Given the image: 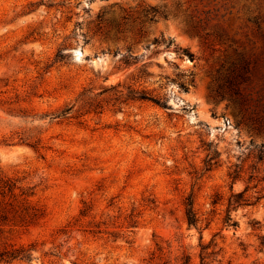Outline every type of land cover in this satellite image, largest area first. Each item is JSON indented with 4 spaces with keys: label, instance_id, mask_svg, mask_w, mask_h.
<instances>
[{
    "label": "rangeland",
    "instance_id": "374dc122",
    "mask_svg": "<svg viewBox=\"0 0 264 264\" xmlns=\"http://www.w3.org/2000/svg\"><path fill=\"white\" fill-rule=\"evenodd\" d=\"M0 201V264H264V0H0Z\"/></svg>",
    "mask_w": 264,
    "mask_h": 264
},
{
    "label": "trees",
    "instance_id": "16d2710c",
    "mask_svg": "<svg viewBox=\"0 0 264 264\" xmlns=\"http://www.w3.org/2000/svg\"><path fill=\"white\" fill-rule=\"evenodd\" d=\"M6 188H8L9 193L14 192V186L11 184L6 183ZM3 196H5V192L3 193ZM3 204L0 201V205ZM190 209L187 212L188 216V222L190 225H195L198 223L197 215L194 212L193 204L190 203ZM5 208L2 206L0 207V212H2ZM35 246H31L30 248L20 247V248H11L9 250H5L0 252V263H10L17 260H26L31 261L32 260V252L34 251ZM206 249L205 247L203 248ZM188 263V262H187Z\"/></svg>",
    "mask_w": 264,
    "mask_h": 264
}]
</instances>
